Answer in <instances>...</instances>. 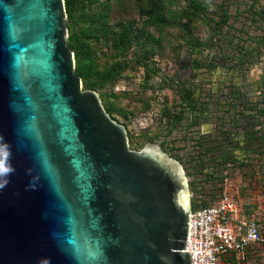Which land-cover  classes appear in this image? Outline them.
<instances>
[{
    "label": "water",
    "instance_id": "water-1",
    "mask_svg": "<svg viewBox=\"0 0 264 264\" xmlns=\"http://www.w3.org/2000/svg\"><path fill=\"white\" fill-rule=\"evenodd\" d=\"M67 16L0 0V264H192L183 164L84 88Z\"/></svg>",
    "mask_w": 264,
    "mask_h": 264
},
{
    "label": "trees",
    "instance_id": "trees-1",
    "mask_svg": "<svg viewBox=\"0 0 264 264\" xmlns=\"http://www.w3.org/2000/svg\"><path fill=\"white\" fill-rule=\"evenodd\" d=\"M65 1L68 13V45L75 52V70L81 75L85 88L101 90L103 101L110 95L104 89L114 86L130 67H144L146 69L144 78L146 85H153V74L158 72V68L155 67L156 60L151 59L157 53L165 31H169V29H177L182 32V39L191 50V54L198 55L204 47L210 45V41L202 40L195 34L191 24L193 20L207 21L214 34L219 35L221 39L227 37L229 41H232L228 35L233 26L230 22L233 15L230 12L231 3L229 0H223L220 3H214L213 0H134L136 7L139 8V18L131 16L130 19H122L117 24L119 25L117 28H114L109 16L113 7L112 0ZM117 2L123 4L124 0H117ZM237 6L239 5L237 4ZM252 8L254 9L253 4L246 9V12H251L249 18L252 21L264 18V7L258 11ZM238 13L240 14V11ZM103 43L109 48L102 52L101 44ZM134 45H137L134 54L136 59L132 61L129 60L128 53ZM217 46L222 51V57L207 55L208 58L204 60L198 55L194 60L188 62L197 68L206 66L211 71L220 65L222 67L239 65L244 67L246 62H253L249 61L247 56L256 58L258 55L261 57L264 54V33L258 36L255 44L251 46L241 44L240 40L236 42V53L234 54L236 62L228 66L226 60L222 61L224 57L222 46L220 44ZM193 66L192 69L195 67ZM232 77L234 76L232 75ZM245 78L246 75L243 76L241 84L229 86L232 108H221V102H217L219 109H222L224 113L234 111L230 116L234 123L222 121L218 124L223 139L218 140L214 137V140H211V134L201 129L195 130L198 133L196 138L189 136L184 138L189 142L191 140L194 146L202 148L205 153L204 155L200 150L198 156H193L191 160H195L197 157L198 161L204 162L209 159L213 162L212 166L207 167L206 163L209 161L201 162L199 169L193 166V170H188V175L199 170L204 175L206 182L216 184L220 180L225 184L229 177L227 170L231 167L252 166L254 157L251 154L263 155L264 72L247 83L244 81ZM162 81L170 85L174 79L167 81L162 78ZM252 84L253 86L250 88L249 86ZM202 89L204 90L205 87H198L199 92H196L194 81L191 82V85L181 84V87L176 89L181 98V102L177 104L179 110L174 112L170 107L162 110L163 115L169 118L168 124L172 126L185 118H190L192 125H199L203 117L208 118L209 103L203 101ZM106 109L112 114V106L106 105ZM221 119L224 120V118ZM238 119L243 120L239 122ZM239 130H244L242 138H239L241 133ZM185 147L186 150L189 149V143ZM186 155L188 156L187 153ZM207 155L209 156L206 157ZM177 158L182 159L179 156ZM182 162L186 167V162ZM191 185L195 188L196 193L202 192L200 185L197 186L193 181ZM223 186L219 188V193L212 194L210 200L202 198V193L198 201L193 198V209L215 203L224 191ZM232 257L228 256L226 261H232Z\"/></svg>",
    "mask_w": 264,
    "mask_h": 264
},
{
    "label": "rangeland",
    "instance_id": "rangeland-1",
    "mask_svg": "<svg viewBox=\"0 0 264 264\" xmlns=\"http://www.w3.org/2000/svg\"><path fill=\"white\" fill-rule=\"evenodd\" d=\"M222 1L213 0L214 3ZM254 1L229 0L231 3L230 12L233 15L230 22L233 26L228 35L232 38V41H229L227 37L221 39L219 35L214 34L207 21L204 22L203 19L193 20L191 24L195 34L200 36L202 40L210 41V45L204 47L198 55L204 60L208 58L207 55H217L218 58L222 57V51L217 46V44H220L224 50L222 61L226 60V65L228 66L236 62V57L234 56L236 53V42L240 40L241 44H245L246 46L254 45L257 37L264 33V18L252 21L249 18L251 12H246V9L249 5L253 4V10H262L264 0ZM112 5V12H110L109 16L114 28L119 26L117 24L122 19H130L131 16L136 19L139 18V8L138 6L136 7L134 0H124L123 4H118L117 0H112ZM238 11H240V14ZM181 34L182 32L177 29L165 31L164 37L160 40L159 49L151 59L156 60L155 67L158 68V72L153 74L152 86L146 85L144 79L146 69L134 65L135 67H130L124 72L114 86L104 89L110 95L104 101L102 99V102L105 107L106 105L112 106V117L126 125L132 148L141 149L148 142H156L171 156L176 158L177 156L181 157L180 161L182 164V161L186 162L187 166L185 167V164L183 166L189 182L192 199L195 198L198 201L202 193V198L210 200L212 194L219 193V188L224 185V189L230 195L235 196L237 199H239L238 195L242 198L241 210L244 218H256L264 234V177H260L259 175L251 177L247 173L249 170L257 172L264 169V156H259L255 153L251 154L254 157L252 166L244 165L240 169L231 167V169L227 170L229 177L227 180L225 179L226 183L224 184V181L220 182L218 180L215 184L213 182H206L204 175L197 168L198 172L188 175V170H193V166L199 169V164L201 162L206 163L209 159L203 162L198 161L199 158L195 157V160H191L193 156H198L200 150L204 155L205 153L202 148L194 146L191 140L189 142L184 139L187 136L196 138L198 133L195 130L198 129L210 133L211 140H214V137L218 140L223 139V134L219 131L221 128L218 124L222 121L230 124L234 123L230 117L234 111L224 113L222 109H219L217 102H221V108H232L230 105L232 99L229 96V86L231 84H241L245 75L244 81L247 83L259 74H262L264 72V54L261 57L258 55L256 58L247 56L246 58L253 62H246L244 67L240 65L236 67H222L220 65V67H216L213 71L209 70L206 66L197 68L188 61L194 60L198 55L191 54L192 52L185 45ZM107 48L109 46L104 43L101 44L102 52L106 51ZM136 50L137 45H134L130 49L128 53L129 60L133 61L136 59L134 56ZM192 66L194 67L193 69ZM162 78L167 79V81L174 79V81L168 85L162 81ZM193 81L195 82L196 92H199L198 87H205L204 90L202 89V98L203 101L209 103L208 118L205 119L203 117L199 125H192L190 118H185L181 122L171 126V124H168L169 118L163 115L162 110L170 107L174 112H177L179 110V105L177 104L181 102V98L176 89L181 87V84L186 83L191 85ZM252 86L253 84L249 87L252 88ZM99 93L101 95V90ZM221 118H224V120ZM241 120L238 119L239 122ZM228 123L227 126H229ZM239 131H241L239 138H242L244 130ZM188 143L190 148L186 150L184 146ZM212 165L213 162L211 161L206 163V167ZM192 181L197 186H201V193H196L195 188L191 185ZM255 200L258 201V204H261V202L262 204L260 208L253 210L256 216H249V218L247 216V211L249 210L247 206H250L252 201ZM223 264H264V244L248 246L243 254H239L238 256L233 255L230 263L225 259L223 260Z\"/></svg>",
    "mask_w": 264,
    "mask_h": 264
},
{
    "label": "built area",
    "instance_id": "built-area-1",
    "mask_svg": "<svg viewBox=\"0 0 264 264\" xmlns=\"http://www.w3.org/2000/svg\"><path fill=\"white\" fill-rule=\"evenodd\" d=\"M253 244H264L259 221L245 219L239 199L225 189L215 203L193 209L188 237L192 264H223Z\"/></svg>",
    "mask_w": 264,
    "mask_h": 264
},
{
    "label": "crops",
    "instance_id": "crops-1",
    "mask_svg": "<svg viewBox=\"0 0 264 264\" xmlns=\"http://www.w3.org/2000/svg\"><path fill=\"white\" fill-rule=\"evenodd\" d=\"M262 156H264V153H263V155ZM232 168H235V169H240V167H232ZM231 169V168H230ZM244 173H246V172H244ZM248 175L249 176H251V177H257V175H259L260 177L262 176V177H264V169H262V170H259V171H252V170H249L248 172ZM247 173H246V175H247ZM260 181H262V180H260ZM263 183H264V180H263ZM262 183V184H263ZM262 184H261V186H262ZM263 192V191H262ZM238 198H239V202H240V204H241V200H242V198L238 195ZM261 204H262V202H261ZM261 204H258V201H252V204L250 205V206H247L248 207V211H247V216L249 217V216H251V217H255L256 215H255V212H253V210L254 209H256V208H260L261 207ZM241 212H242V210H241ZM243 213V212H242ZM242 216H243V214H242ZM244 217V216H243ZM250 218V217H249ZM251 219V218H250ZM256 219V218H255ZM233 255H236V254H233ZM233 255H231V256H233ZM232 259H233V257H232ZM231 262V261H230ZM229 262V263H230Z\"/></svg>",
    "mask_w": 264,
    "mask_h": 264
}]
</instances>
